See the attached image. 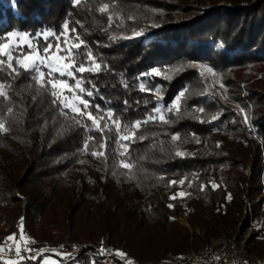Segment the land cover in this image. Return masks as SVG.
<instances>
[{"label": "trees", "instance_id": "obj_1", "mask_svg": "<svg viewBox=\"0 0 264 264\" xmlns=\"http://www.w3.org/2000/svg\"><path fill=\"white\" fill-rule=\"evenodd\" d=\"M103 4L108 10L100 12ZM110 14L122 18L110 25ZM66 24L76 32L66 31ZM141 29L146 36L133 35ZM45 31L53 33L48 37L53 45L79 35L87 46L81 58L91 50L101 63L100 72L82 74L83 86L94 93L84 98L91 111L100 106L97 115L111 131L101 133L87 116L66 106L63 96L54 98L50 85L44 91L32 79L35 73L15 60L18 74L12 72L7 57H0V83L9 97H0V119L8 129L0 132V247L5 250L13 234L22 244V227L30 242L25 249L43 250L13 264H106L104 253L111 264H127L126 259L189 264L191 250L202 262L216 261L248 209L246 200L252 232L246 254L249 263L264 264V0H4L0 5V43H8L10 32L27 33L31 48L39 43L43 49ZM204 66L215 76L203 72ZM153 69L160 74L144 75ZM80 76L60 78L75 86ZM141 80L151 91L141 90ZM182 91L177 111L171 106ZM165 106L170 123L154 112ZM109 110L129 128L156 116L136 133L143 140L120 141L128 144L125 157L132 169L120 166L125 157L117 153L125 149L116 143ZM90 136L96 139L85 151ZM105 138L106 158L93 157L92 151L105 152L99 147ZM9 261L0 258V264Z\"/></svg>", "mask_w": 264, "mask_h": 264}, {"label": "snow or ice", "instance_id": "obj_2", "mask_svg": "<svg viewBox=\"0 0 264 264\" xmlns=\"http://www.w3.org/2000/svg\"><path fill=\"white\" fill-rule=\"evenodd\" d=\"M4 0H0V5H3ZM76 3H79V0H75ZM109 5L108 4H103L99 11L100 12H105L108 10ZM122 18V16H114L112 14L109 15V24L111 25L113 19H119ZM129 19H131V17H129ZM65 30L68 31L69 33H75L76 29L74 28H69L68 25H65ZM143 34V29H141L140 31H133V35L134 36H140ZM40 35L43 36L44 41H45V47H43V49H41L39 43L36 44L35 48L32 49L31 48V37L29 36V34L27 33H18V32H10L8 34V38L11 39L12 37H24L27 38L29 40V51L28 52H24L22 49L17 48L15 51H13L8 43H0V57H7L8 60V67L12 70V72H16L18 74V69L14 68L12 65V61L15 60V63L17 65H19L20 67H22L25 71L29 72V73H35V75L32 76V79L38 84L40 85V87L44 90L47 91L48 90V85L51 86V88L53 89V91L51 92V95L54 98L59 99L61 96H63V93H58L56 90L57 89H67L70 91H73V95L71 97H68V99L72 100V101H79L80 105H83V108L81 109L78 105H76L75 103H73L71 105V110L74 113H78L80 116H87V119L90 120L92 122L93 125H96L97 129L103 133L105 131V129L111 131V127L107 124V123H103L104 121V117L102 116H98L97 113L100 111V106L96 105V112L91 111L90 109L92 108V104L91 101L88 99H85L84 96H88L91 97L94 93L92 90H89L88 88L84 87L82 84V80H83V73L85 72H94V73H98L102 70V65L100 62L97 61V59L95 58V56L93 55V53L91 52V50H87L83 55L84 58H81V50L85 49L86 43L81 40V38L79 37V35H76L75 38H73L71 35H69L65 41H61L60 43H57L56 45H53L51 43L48 42V37L53 35V33L45 31L43 33H41ZM57 39L59 40V37H57ZM67 41H72V43L70 44V46H68L66 49H64L63 54H61V49L62 47L67 43ZM76 41H79V43H77ZM222 46V45H221ZM55 48L56 52L53 53L51 50ZM5 49H8V51H5ZM75 50V51H73ZM56 56L57 59L59 61L62 62L60 67L57 68H53V65L51 63H48L49 59L52 56ZM4 64V60L0 59V65ZM43 67H47L49 68L51 71L49 72H44L42 71ZM54 72H58L59 76L54 75ZM203 72L206 73H211L213 76H215V73L213 72V69L211 67H207L204 66L203 67ZM74 73H80L81 76L76 78V85H70L66 80L60 78L65 76L66 74L69 77H73ZM160 73L156 70L153 69L151 73H146L144 75H159ZM6 87L5 84L0 83V97H4L5 99H8V93L4 90ZM10 87V86H8ZM95 87V86H93ZM221 87H225L223 84H221ZM79 89V91H75V89ZM140 88L142 91H151L150 89L146 88L145 82L143 80H141V84H140ZM156 92L159 93L160 89L157 88ZM185 95L184 91H182L173 101V104L171 107H175L177 109V111H179V106L178 103L181 98ZM55 103V100L53 101ZM68 106V105H66ZM170 110V108L168 106H165V108H160L157 107L154 109V112L158 115L159 120L162 123H170V121L166 118V116L164 115L165 111ZM8 113H12L13 109L12 108H8L7 109ZM200 112H204V109H199ZM241 111H243V109H241ZM107 116L109 118H111L113 120V123L116 125L117 127V134H118V140L116 141V143L118 144V146H122L125 151L124 152H118L117 155L121 156V157H125V152H127L128 150V144L125 143L123 145H120V141H124L127 142L129 140H132L133 142L136 139H140L143 140L144 137L142 136H137V132L140 130L142 124L147 123L148 121H155L156 116L150 115L148 117V120L145 121H136L134 124L131 125V127L129 128L128 125H124L123 122L121 120H118L115 118V114L109 110L107 112ZM213 120L217 119L216 116L212 117ZM77 123H80L79 120H77ZM87 127V126H86ZM8 129L5 125V122L0 119V132H6ZM178 135L173 134L171 139L173 141H176L178 139ZM96 138L95 137H89L88 140L85 141V151H87L88 147H89V141H94ZM108 139L105 138L104 141L99 145V147L101 149H105V152H97V151H92L91 155L93 157H97V156H103L106 158V151L108 148ZM219 146V145H217ZM176 155L180 156L183 155V153L177 151ZM120 166L126 169H132L135 167L134 164H132L131 162L127 161L126 157L124 159L120 160ZM130 178L131 175H130ZM175 183V182H173ZM180 183H183V181H180ZM213 187H215V185H213ZM171 199H175V196L170 197ZM169 207H172V205H169ZM16 239V235L13 234L12 236H9L6 238V242L7 241H13ZM20 241L21 242H25V236L23 234V229L21 227V234H20ZM21 243H17L16 246V254L19 256L21 253ZM27 251H32L31 249H24ZM4 248L0 247V252H3ZM39 251H43V250H39ZM104 251H109L106 249H101V252ZM116 255L124 258L126 256L125 253H123L122 251L119 250H115ZM218 259V258H217ZM8 264H13L12 261H9ZM127 264H133L132 260H127Z\"/></svg>", "mask_w": 264, "mask_h": 264}, {"label": "rangeland", "instance_id": "obj_3", "mask_svg": "<svg viewBox=\"0 0 264 264\" xmlns=\"http://www.w3.org/2000/svg\"><path fill=\"white\" fill-rule=\"evenodd\" d=\"M140 36H146V34L143 32V34ZM146 40H149V37H146ZM8 44L10 48H17V47H24V46L29 47V40L24 37H12L11 39H9ZM5 51H8V49H5ZM48 63H51L53 65V68L60 67L62 64V62L59 61L55 55L49 59ZM59 90L63 93L67 89H59ZM63 99H64V103L68 105L70 108L73 103H75L76 105L78 104V100L72 101L68 99V96L65 94L63 95ZM246 205L248 209L244 212L243 218L241 219L234 234L230 233L231 237H228V241H226L225 249L223 250L224 252L218 260L202 262L196 258L193 251L191 250L189 254L186 256L185 263H189V264H251L249 263L248 257L246 254V249L249 246V240L252 236V232L248 230V224H247V219H250V215H251L250 210H249L251 203L248 200H246ZM179 224L188 228V230L192 232L186 220L179 219ZM197 233L199 234L201 232L197 231ZM25 241L26 243L22 242L21 244L22 249H25L26 245L30 243L28 239H25ZM17 243L18 241H15V240L7 241L5 250L0 253V258H5L9 260L7 258V255L11 251H15ZM104 256H105L104 262H106V264H111L112 260H111L110 254L104 253ZM51 263L57 264L56 262H51ZM93 263H94L93 260H91V264ZM133 264L135 263L133 262ZM166 264H183V263L180 261V259H169Z\"/></svg>", "mask_w": 264, "mask_h": 264}, {"label": "built area", "instance_id": "obj_4", "mask_svg": "<svg viewBox=\"0 0 264 264\" xmlns=\"http://www.w3.org/2000/svg\"><path fill=\"white\" fill-rule=\"evenodd\" d=\"M38 253H39L38 250L27 251V250L22 249L19 256L16 254V251H11L7 255V258L10 261H17L19 259H24V258H34L38 255Z\"/></svg>", "mask_w": 264, "mask_h": 264}]
</instances>
